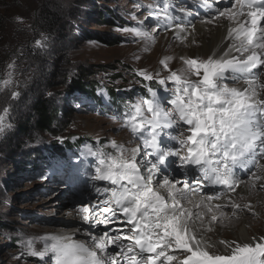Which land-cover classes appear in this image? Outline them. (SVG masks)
Segmentation results:
<instances>
[{
	"label": "snow or ice",
	"instance_id": "obj_1",
	"mask_svg": "<svg viewBox=\"0 0 264 264\" xmlns=\"http://www.w3.org/2000/svg\"><path fill=\"white\" fill-rule=\"evenodd\" d=\"M161 2L163 7L158 11L146 6L148 16L163 19L168 25L175 17L168 15V0H157L158 5ZM210 6H215V0L205 3V7ZM220 17L230 22L224 38L230 43L220 53L214 52L207 59L181 56L184 66L177 70L169 68L172 57L160 61L170 75L159 79V84L170 81L173 85L167 90L170 108L164 107L156 90L147 87V98L126 104L124 116L114 117L141 140L143 154L139 145L128 150L115 141L109 142L114 152L89 150L98 161L92 179L106 184L96 188L102 199L81 206L83 220L97 226L119 221L122 227H106L98 238L93 236V248L71 236L40 237L41 249L29 239L24 242L28 255L39 257L42 264H264V237L255 244L220 241L231 249L230 253H210L211 245L197 234L196 222L203 224L204 213L186 209L180 202L204 188L222 186V192L202 198L196 206L211 212L212 207L204 200L211 202L234 192L242 183L237 169L264 167L259 164L264 159V0H232L224 10L214 7L207 22ZM189 26L195 30L194 25ZM148 27L140 20L137 26L122 31L151 41L154 37ZM174 27L187 31L182 24ZM35 44L43 47L41 39ZM15 67L13 61L0 74V92L14 86ZM137 74L144 80H153V75L145 70ZM18 95L11 92L13 99ZM9 115V107L0 110V133L11 127ZM162 136L179 147L174 148L173 143L165 145ZM173 165L183 174V180L164 174ZM158 175H163L162 181L156 179ZM261 178L251 173V186L255 187ZM154 181L167 190V198L153 187ZM229 201L235 215L241 206L232 203L230 197ZM223 218L222 212L220 217L212 215L211 221Z\"/></svg>",
	"mask_w": 264,
	"mask_h": 264
},
{
	"label": "rangeland",
	"instance_id": "obj_2",
	"mask_svg": "<svg viewBox=\"0 0 264 264\" xmlns=\"http://www.w3.org/2000/svg\"><path fill=\"white\" fill-rule=\"evenodd\" d=\"M206 2L208 0H168V15L175 19L165 25L163 19L148 16L146 6L159 10L156 0H0V74L6 72L9 63L15 61L16 64L14 86L0 92V110L6 106L10 108L11 124L0 133V264H42L39 257L26 253L24 242L29 239L41 249L43 241L40 237L58 233L72 237L70 228L78 227L81 232L97 235L88 232L93 225L84 223L82 215L74 219L70 210L102 199L96 188L106 182L92 179L98 163L88 170V178L83 169L80 175L70 176L68 173L72 172L66 166L67 160L70 164L75 159L73 152L89 144L114 152L110 141L128 150L139 145L143 154L141 140L122 127V120L114 119L117 114L109 107L106 93L112 90L119 98L132 97L131 102H135L139 98L135 95L143 86L156 83L168 97L167 90L173 85L170 81L159 84V79L170 75L160 61L172 57L168 61L169 68L177 70L184 66L181 56L208 57L197 38L179 40L172 28L175 24L189 27L198 21L215 28L219 19L225 18L208 23L214 7L224 10L232 0H215V6L210 7H205ZM145 17L148 18L145 20ZM140 20L149 26L147 30L154 37L151 41L122 31L137 26ZM37 39L42 40L43 47L36 46ZM140 70L153 75V80H144L137 74ZM75 81L95 88L101 99L99 104L83 99L78 93L72 94ZM12 91L19 93L15 99L11 97ZM166 97L162 100L163 105L170 108ZM42 101L58 110L51 131H40L36 127L35 107ZM63 133L74 135L65 143L67 145L59 144L57 140ZM161 138L165 145L173 143L166 137ZM59 147L67 159L49 160L53 155L51 152ZM173 147L179 145L173 143ZM42 159L46 163L49 160L47 168L41 164ZM172 160L177 158L172 157ZM259 163L264 165V159ZM49 168L55 172H46ZM167 170L176 179L183 177L175 165ZM243 180L245 178L242 183ZM153 187L159 190L158 186ZM254 189L264 191L261 186ZM230 193L236 194L238 189ZM59 220H76V223L59 226L55 233L45 230L46 227H58L53 226V222ZM115 225H120L119 221L110 227ZM101 226L100 233L106 228ZM244 230L243 226L239 231L246 236ZM259 230L261 235L252 232L248 242H238L235 236L217 238L219 247L207 243L211 245L209 252L229 254L231 249L220 241L255 244L264 237V220ZM177 258L182 259V256L177 254ZM173 264L176 263L173 261Z\"/></svg>",
	"mask_w": 264,
	"mask_h": 264
},
{
	"label": "bare ground",
	"instance_id": "obj_3",
	"mask_svg": "<svg viewBox=\"0 0 264 264\" xmlns=\"http://www.w3.org/2000/svg\"><path fill=\"white\" fill-rule=\"evenodd\" d=\"M229 21L227 19L220 20L217 22V26L212 27V25L204 24L202 22H196L194 24V31L189 26L186 27L187 31H180L179 29L173 27L172 33L174 35H177V37H187L186 39H183V41L192 40L194 38H197V40L200 42V46H202L203 51L208 54L207 56H211L214 52L220 53L223 49H225L230 43V41L225 40L224 38L227 36V29L229 26ZM179 40H182L178 38ZM261 95L264 96V91L261 92ZM162 140V138H161ZM169 160H172V157H170ZM261 164V163H259ZM264 164V163H263ZM163 171V169H162ZM255 172L256 175L261 176L262 178L259 180V182H256L255 187L258 188L259 186L264 184V167L257 168L255 166L250 167L246 174H242L240 172H237L238 177L243 180L244 183H241L238 189V193L236 194H226L223 195L222 199H213L211 202H208L206 199L204 200V203L209 204V206L212 207V211L209 212L207 208H204L201 206L199 209L196 207L198 204H201L202 198H205L207 194H216L215 188H204L203 189V195L202 193H192L188 195L187 200L181 199V204L184 208L189 209L193 212H203V224L201 225L200 221L196 222L197 227V234L198 238L203 237V239L209 243L214 244L215 246L219 247V243L217 242V238L220 239H229L232 236L236 237V240L242 241V242H248L251 241V235L252 232L257 234V236L261 235V232L259 230V225L264 220V191H258V189H254L255 187L251 186V180L250 176L251 173ZM164 174L169 175V178L171 179L172 175L169 174V170L164 171ZM178 174V173H177ZM182 174V173H181ZM180 175V174H179ZM184 176L181 178H178L179 180H183ZM157 180L162 181L163 175H158ZM155 181L153 182V186H155ZM157 186V185H156ZM178 188L180 186L177 185ZM159 190H161L163 193L161 195L165 196L167 198L168 193L165 188L158 187ZM158 190V191H159ZM261 190V189H260ZM206 193V195H205ZM200 194V195H198ZM229 197L231 198V202L235 204H239L241 207L240 209L236 210V214L233 215V209L230 205ZM215 205H227L226 207H223L221 209H217L214 206ZM82 205L74 208L73 210H70L73 218H77L79 216H83L84 214L80 212V208ZM250 206V207H245ZM224 213V218L222 220H218L216 222L211 221L212 215H216L217 217L221 216V213ZM78 219V218H77ZM76 220H71L70 222L66 221H54L53 226L58 227H46L47 232L55 233L57 228H60L62 225H69L76 223ZM84 222V220H83ZM86 223V222H84ZM120 225H115L114 228H111L110 225H107L105 227L109 229H118L122 227V224L119 222ZM93 225V229H88V232H92V234H102L100 233V229H103V227L100 225ZM60 226V227H59ZM245 228L244 233L246 232V236L240 233L241 227ZM83 228H87V225H82ZM211 228V231H208V228ZM240 227V229H239ZM61 230V229H58ZM69 232L73 233V236L71 237L75 241H79L87 245L89 248H93L92 244V235L89 233H84L78 230V227L70 228L68 229ZM63 231V230H61ZM242 231V230H241ZM60 235V233H58ZM82 235V236H81ZM220 249V248H219ZM209 250V249H208ZM176 262V261H175Z\"/></svg>",
	"mask_w": 264,
	"mask_h": 264
},
{
	"label": "trees",
	"instance_id": "obj_4",
	"mask_svg": "<svg viewBox=\"0 0 264 264\" xmlns=\"http://www.w3.org/2000/svg\"><path fill=\"white\" fill-rule=\"evenodd\" d=\"M159 7H160V4H159ZM44 18H45L44 20H46L45 15H44ZM87 84L88 83H82L80 81H77V82L75 81L73 84V87L71 89L72 94L78 93L83 97V99H89V100H92V101L97 102L99 104L101 99L98 98L95 88L92 89V86H88ZM147 87H151L154 90H156L157 92L160 90L159 85H157L156 83H153V85H151L149 83V84H146V86H143L141 88V91L139 93H137L135 96L139 97V98L140 97L147 98L149 95L147 92ZM106 94H107V100L109 101V107H111L113 109V111L116 112L117 115L124 116L125 105L129 104L133 100V98L132 97L119 98L117 95H115V93L112 90L110 91V93L107 92ZM57 111H58L57 108L53 107V106L50 107L48 102H45V101L38 102L36 107H35V113L38 115V119L36 121L37 129H39L40 131H51L52 128L55 127V126H53V119H55V115H56ZM131 135H132V133H131ZM72 138H74V135H73V137H71L65 141L64 140H58V139L57 140L59 141V144H65V143L69 142L70 140H72ZM65 145H67V144H65ZM97 146L98 145H95V144H91V145L89 144V145H84V146H81L80 148H77V151L73 152V153H76V154H74L75 159L70 164H68V160H67L66 166L69 167V169H71L70 165L73 164L76 166V168H75L76 173L80 172V168L88 166L89 164H91L97 160V158L95 156L91 155L89 152L90 149L92 151H96ZM64 148H65V151L67 152L68 149L66 147H64ZM51 154H53V155H50L49 160L55 161V160H59V159H67L66 155L64 156V154L62 153L61 147L53 150L51 152ZM49 160H48V163H46L42 159L41 164L45 165V167L47 168V166L49 165ZM46 172L53 173L55 171H54V169L49 168L48 171H46ZM68 174L70 176H73V174H71V173H68Z\"/></svg>",
	"mask_w": 264,
	"mask_h": 264
},
{
	"label": "water",
	"instance_id": "obj_5",
	"mask_svg": "<svg viewBox=\"0 0 264 264\" xmlns=\"http://www.w3.org/2000/svg\"><path fill=\"white\" fill-rule=\"evenodd\" d=\"M71 137H73V134H70V133H63V134H61V135H59L58 136V140H67V139H69V138H71Z\"/></svg>",
	"mask_w": 264,
	"mask_h": 264
}]
</instances>
